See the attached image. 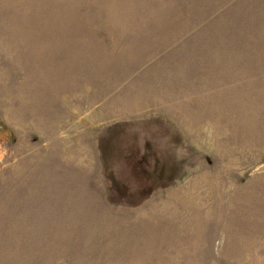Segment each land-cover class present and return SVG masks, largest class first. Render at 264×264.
I'll return each mask as SVG.
<instances>
[{
  "label": "rangeland",
  "instance_id": "obj_1",
  "mask_svg": "<svg viewBox=\"0 0 264 264\" xmlns=\"http://www.w3.org/2000/svg\"><path fill=\"white\" fill-rule=\"evenodd\" d=\"M0 264H264V0H0Z\"/></svg>",
  "mask_w": 264,
  "mask_h": 264
}]
</instances>
